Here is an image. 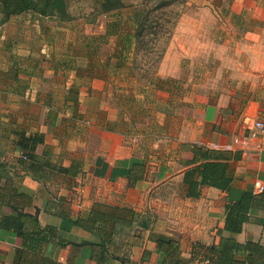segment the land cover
Listing matches in <instances>:
<instances>
[{
  "label": "crops",
  "instance_id": "crops-1",
  "mask_svg": "<svg viewBox=\"0 0 264 264\" xmlns=\"http://www.w3.org/2000/svg\"><path fill=\"white\" fill-rule=\"evenodd\" d=\"M200 9L205 12L200 19L187 14L196 23L187 30L189 44H171L158 71L161 78H174L178 86L187 84V88L165 84L156 89V95L145 88L143 98L157 106L156 112L150 111L152 106L145 110L148 116L144 127H138L141 131H136L135 124L131 127L137 123L134 113L125 114L124 108L118 111L105 100L111 90L118 100L124 95L112 79L97 73L107 69L115 48L107 60L97 64L88 60L84 68L79 67L78 54L71 55L67 41L58 44L60 35L69 31L63 23L42 25L43 31L50 32L37 53L31 46L21 47L24 42L32 44L37 29L32 28L34 33L24 39L21 28L0 31V55L9 58L10 50L17 52L11 60L0 59V158L10 169L13 186L27 195L17 203L18 209L37 214L43 225L57 227L58 238L76 243L101 241L99 235L72 220L97 202L121 212L127 208V219L132 217L129 209L152 218L144 226L136 216L131 225L119 224L113 234V243L121 247L119 254L129 255L132 262L107 257L101 264H158L160 254L153 237L158 233L173 237L192 264H218L205 262L197 247L219 244L222 236L264 245V208L249 209L251 219L241 231L225 229L228 205L245 192L264 189V132L258 130L255 137L250 134L255 121L264 120V0H205ZM31 15L18 14L10 21ZM199 28L212 41L200 50L194 42ZM181 29L180 35L186 34ZM93 34L88 36L89 43L94 40L86 49L90 53L96 45L102 48ZM132 45L119 50V60L129 69ZM199 51L212 57L219 54L222 59L212 65L215 74L201 86ZM183 56L189 57L184 66ZM122 123L127 126L124 130ZM14 130L42 133L38 159L63 166L78 160L77 175L47 167L39 172L31 169ZM194 149L205 152L206 158L200 160L198 154V162H193ZM135 159L143 164L141 173L133 170ZM202 161L226 165L227 188L202 184L197 194L189 193L186 172ZM257 181L262 188L256 186ZM135 226L141 228L136 235ZM20 244L13 231L0 230V264H14L15 247ZM46 253L63 262L94 264L88 248L70 243L59 247L53 240Z\"/></svg>",
  "mask_w": 264,
  "mask_h": 264
},
{
  "label": "trees",
  "instance_id": "trees-1",
  "mask_svg": "<svg viewBox=\"0 0 264 264\" xmlns=\"http://www.w3.org/2000/svg\"><path fill=\"white\" fill-rule=\"evenodd\" d=\"M0 6L5 13V17L1 19V22H6L11 16L26 11H33L39 16H54L64 22L65 17L68 15L67 0H0ZM121 7L126 6L113 2L106 5L104 11H118ZM121 18L119 15V17L117 16L113 19L111 23L112 29L114 26L117 25L116 27H118L123 23ZM129 22L135 25L134 39L137 41L142 36L138 29V20L129 16ZM93 51L98 53L97 45L93 47ZM93 51L92 53H94ZM14 134L17 136L16 143L25 151L23 153L24 158L31 160V169L39 172L47 167L72 176L77 175L81 165L78 160L73 161L69 166H63L38 159L36 148L39 143L44 141L42 133L27 134L25 130H14ZM193 153V162H198V154L201 155L200 160L206 158L205 152L196 153L194 149ZM133 165V170L136 169L137 173L143 171L142 162L135 159ZM225 169V164L217 162L202 161L196 163L187 170L185 176V181L190 184L189 193L197 194V189L202 184L227 188L229 179L224 175ZM9 171L8 165L0 158V230H11L21 239V244L15 247L14 264H76L72 260H68V262L60 261L57 257H51L46 253L47 245L53 240L59 247H64L70 243L77 248H88L90 259L93 260L94 264L103 263L107 257L118 258L123 260V262H132L129 255L122 256L119 254L121 247L113 243V234L119 224L131 225L138 214L137 211L129 209L132 211V217L127 219L124 210L127 208H124V212H121L116 210L118 207L97 202L89 210L81 212L72 220L75 224L99 235L101 241L80 243L65 241L57 237L56 226L43 225L37 214L23 213L18 209L17 203L27 197V195L19 192L13 186ZM129 174H132V172ZM251 208H264V189L257 193L245 192L228 205L225 229L231 232L241 231L243 223L251 219L248 215V210ZM129 210L128 216L131 212ZM153 237L157 241V250L160 254L158 264H192L190 259H186L182 255L181 248L173 237L162 233L154 234ZM197 249L203 254L202 258L205 262L211 261L218 264H264V245L252 239H248L245 243H240L232 237L222 236L219 244L198 245ZM242 251L245 255L243 257L237 256V253ZM196 253L197 251L194 252L193 259Z\"/></svg>",
  "mask_w": 264,
  "mask_h": 264
},
{
  "label": "rangeland",
  "instance_id": "rangeland-1",
  "mask_svg": "<svg viewBox=\"0 0 264 264\" xmlns=\"http://www.w3.org/2000/svg\"><path fill=\"white\" fill-rule=\"evenodd\" d=\"M113 2L124 4L126 7H121L118 11H104L105 6ZM204 2L205 0H67L68 15L65 17V22L54 16H39L33 11H26L21 14L26 15V13H32V15L26 16L27 18L23 17V20L16 17L18 20H15V23L10 21L11 18L6 20V22H1V19L5 17V13L0 6V31L7 27L13 31L17 28H21V34L23 35L22 38L24 39L25 37L29 38L30 32H33L32 28L37 29L35 30L36 38L32 41V44L24 45V42L21 46L22 48L31 46L35 53H37L39 52V47L44 48L43 45L50 32L48 30L43 31L42 25L63 23L69 27V31L67 32V35H60L58 38V44L63 46V40L67 41L71 49V55L78 54L76 59L79 61V67L84 68L85 63L88 60H93L96 64L98 61H102V59L107 60L110 54L109 51H112L111 49L115 48L114 52H112L113 56L110 59V63H108V65L106 64L107 69L99 70L97 73L100 76L105 75L106 77H109V79H112L111 81L114 83L113 86H116L117 91L124 95L122 96V99L118 100L115 98L113 90H111L110 97H107L105 100L108 104H112V106L118 111H121L124 108L127 112L125 114L129 115L130 113H134L137 123L131 124V127L135 124L136 131H141L138 127H141V129L144 127V123L148 116L147 113H145V110L147 112L152 106L150 111L154 110V112H156L155 107L157 106L152 100H150L151 103H148L147 99L143 98L142 94H144L146 90L145 88L150 87L149 89H152L150 90V93L155 95L157 94L156 89L165 84H167V86H176L178 88L182 87L183 89L187 88V84H181L178 86V83H175L176 79L174 78H161L158 71L160 62L164 59L171 44L175 42H179V44L186 42L189 44L187 30L195 26L196 23L190 20L187 14H190L191 12V17H198L199 19L204 17L205 12H203V9H200L201 6H204ZM119 15L122 17L121 21L123 23L118 27H116L117 25L114 26L112 29L111 23L113 19L117 16L119 17ZM129 16L138 20V29L142 35L137 41L134 39L133 45L131 43L130 34L135 31V25L129 22ZM29 18L32 19L30 22ZM198 25L201 28L202 22L200 20H198ZM106 28H109L112 34L108 35V30ZM179 28H182L181 33L187 31L186 34L180 35ZM200 28L197 29L199 32L194 41L198 43L199 50L209 47L212 42L210 35H205V30L203 29L201 31ZM92 34L97 35L96 37H98V41L101 43L100 46L102 48L99 50L100 54L96 53L93 55L86 50L87 48H90L88 45L94 41L90 40L91 43L89 44L88 36ZM126 44L130 46L132 45V50L128 51V64L131 69L127 68L124 62L119 60V55H122V53H119V50ZM11 53L14 55V53L17 52L10 50L8 55L10 56ZM5 54L7 55V53ZM211 54L212 53L207 51H199L197 53L199 61L197 77L199 83H201L200 86L210 80L211 75L215 74L217 69L212 67V65L214 64V66H217L220 60H222L221 55L215 54V56L212 57ZM13 55L8 58L2 54L0 55V59L11 60V58L14 57ZM39 56L42 59L44 58L43 53L39 54ZM184 59H189V57H182V66H184L185 63ZM206 62L208 63L207 66H205ZM200 63H203V65ZM185 71L189 72L188 69ZM153 79H155L154 82ZM131 80H133L134 83ZM122 126H124L123 123ZM124 128H127V126L121 127L122 130H124ZM137 216L139 217V221H137L139 225H150L152 218L149 214H147L146 217H141L142 214L138 212ZM137 222L135 225H137ZM138 230H141V228H135V235L138 234Z\"/></svg>",
  "mask_w": 264,
  "mask_h": 264
},
{
  "label": "built area",
  "instance_id": "built-area-1",
  "mask_svg": "<svg viewBox=\"0 0 264 264\" xmlns=\"http://www.w3.org/2000/svg\"><path fill=\"white\" fill-rule=\"evenodd\" d=\"M258 130L264 132V120H257V121H255V123H254V128H253V130H252L251 133H250L251 136H252V137H255L256 134H257V131H258ZM226 147H227V148H230L231 145H226ZM256 186H258V187H260V188L263 187L262 185L259 184L258 181L256 182Z\"/></svg>",
  "mask_w": 264,
  "mask_h": 264
}]
</instances>
